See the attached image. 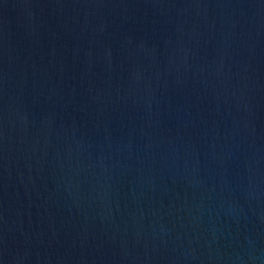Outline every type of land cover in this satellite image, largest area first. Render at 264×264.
Segmentation results:
<instances>
[{
	"label": "water",
	"instance_id": "1",
	"mask_svg": "<svg viewBox=\"0 0 264 264\" xmlns=\"http://www.w3.org/2000/svg\"><path fill=\"white\" fill-rule=\"evenodd\" d=\"M0 264H264V0H0Z\"/></svg>",
	"mask_w": 264,
	"mask_h": 264
}]
</instances>
